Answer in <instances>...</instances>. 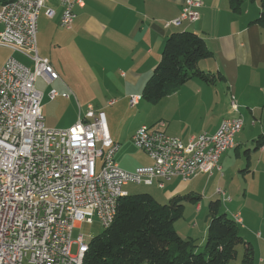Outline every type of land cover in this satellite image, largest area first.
Wrapping results in <instances>:
<instances>
[{"label": "built area", "instance_id": "1", "mask_svg": "<svg viewBox=\"0 0 264 264\" xmlns=\"http://www.w3.org/2000/svg\"><path fill=\"white\" fill-rule=\"evenodd\" d=\"M48 1L0 0V47L12 52L0 69V264H83L90 244L85 236L93 219L108 229L119 201L128 196L126 186L156 184L163 189L174 179L188 182L221 171L215 157L235 146L243 117L234 97L233 115L223 119L215 133H203L188 142L168 135L164 121L143 126L132 140L152 165L132 172L116 161L120 145L108 132L105 114L92 105L79 113L70 128L49 129L43 94L36 88L39 78L48 85L60 79L38 50L39 17ZM57 1L63 8L60 26L71 30L74 8L85 3ZM200 6L199 1L186 0L171 24L197 22L200 16L194 9ZM46 16L53 18L55 11L47 9ZM58 96L51 91L52 100ZM138 98H130L132 106ZM218 193L225 199L223 191ZM236 215L243 226L241 215ZM75 229L83 231L73 240Z\"/></svg>", "mask_w": 264, "mask_h": 264}, {"label": "crops", "instance_id": "2", "mask_svg": "<svg viewBox=\"0 0 264 264\" xmlns=\"http://www.w3.org/2000/svg\"><path fill=\"white\" fill-rule=\"evenodd\" d=\"M83 1L85 3L83 8L78 6L74 8L76 19L71 30L60 26L63 8L57 0H49L40 13L39 22L43 16L48 20V25L56 29L53 32L52 50L49 49V53L45 49L47 47L45 41H41V50L45 55L43 58L48 59L59 74L60 79L52 84L62 83L60 82L62 75L57 71L61 62L68 69H72L73 77L76 79L90 84L96 82L103 84L107 98H110L107 107L114 108L121 103H126L130 108L139 107L143 101L141 97L144 86L160 61L167 38L173 33L190 31L201 36L213 53L210 59L199 63V68L206 73L222 76L224 79L214 85L198 79L187 82L175 94L153 104L161 113L160 115L155 113L154 122H166L168 135L188 142L203 133H215L221 121L233 115L231 105L235 97L245 124L248 123L252 129L258 130L259 136H264V33L257 24L261 13L260 0H244L238 12L234 11L230 0H196L201 2V6L194 9L200 19L194 23L183 22L179 26L171 22L180 16L186 0ZM47 9L55 11L53 18L46 16ZM39 22L38 46L42 38ZM51 52L57 53L59 57L54 59ZM11 55L10 50L0 47V69ZM17 55L15 54V57ZM20 57L23 59L20 61L28 63L26 59ZM50 93L48 97L52 103L66 94L57 92L59 96L52 100ZM132 96L140 97L137 105H131ZM110 102L114 104L109 105ZM219 106L222 107L220 112ZM45 109L43 108V115L46 125L49 126L47 127L57 130L56 121L51 117L48 119L45 117ZM80 112H82L81 108H79ZM172 113L181 115V124L175 120ZM77 120L75 119L73 123L75 124ZM254 120H258V124L253 125ZM106 125L111 138L119 144L122 138L114 127L110 129L107 118ZM68 128L61 127L59 130ZM240 134L236 138V147L231 150L234 151L236 158L240 156L239 149L243 144L239 138ZM259 152L261 159L257 164L258 167L264 163V147ZM142 153L150 162L149 165H152L151 159L144 152ZM251 155L252 153L247 160L248 172L242 173L240 167L238 170L244 177L250 173L255 178L259 169L251 170ZM139 163L140 161L137 164ZM135 168L138 167L125 170L133 171ZM216 175L225 177L222 166L221 171H215L212 176L201 174L188 182L174 179L168 182L175 184L167 189V193L152 194L157 201L166 199L170 201L174 197L187 195L195 198L194 201H186L188 207L185 205L184 216L181 219H184L183 224L181 222V237L196 240L199 250L204 248L207 241L210 219L205 203L216 200L222 205V200L219 199L221 195L217 193L218 189L211 186L212 179ZM168 183L163 189L157 187L165 190ZM239 200L242 202L241 211H238L237 206L233 207L235 200L230 199L228 193H225L223 202L227 212L233 216L240 214L245 229L256 221L258 228L264 234V216L260 217L264 213V205L259 208L251 202L247 209L246 202L249 200L247 193L244 198L239 197ZM257 215L261 218V223L255 219ZM262 234H257V239L262 238ZM260 261L264 263V258L261 257Z\"/></svg>", "mask_w": 264, "mask_h": 264}, {"label": "trees", "instance_id": "3", "mask_svg": "<svg viewBox=\"0 0 264 264\" xmlns=\"http://www.w3.org/2000/svg\"><path fill=\"white\" fill-rule=\"evenodd\" d=\"M243 1L230 0L234 11H240ZM260 5L257 24L264 33V0H260ZM212 56L206 41L196 33L171 34L141 99L157 104L193 79L209 85L222 81V76L199 68L201 61ZM254 143L253 150L244 152L248 160L250 153L264 147V136L260 135ZM248 170L247 164L241 172ZM194 200L190 195L177 196L168 204H161L150 194L122 198L113 224L90 240L83 264H254L251 245L241 237V227L226 213H220V201L209 205L207 241L202 251L196 240L184 239L177 233L175 223L184 216L185 202ZM240 244L246 249L242 261L236 263L235 248Z\"/></svg>", "mask_w": 264, "mask_h": 264}, {"label": "rangeland", "instance_id": "4", "mask_svg": "<svg viewBox=\"0 0 264 264\" xmlns=\"http://www.w3.org/2000/svg\"><path fill=\"white\" fill-rule=\"evenodd\" d=\"M184 22L190 23L189 21H184ZM39 26L43 33L41 32L42 38L39 37L40 41L38 48H39L40 56L43 57L45 55L42 53L41 50L42 49L41 41L42 40L45 41L47 46L45 49L49 53V49L52 50L51 44H52L53 32L56 29H53L52 25L49 26L48 20L43 16H41L40 18ZM51 53L54 59L59 57L57 53L55 52H51ZM47 56H49V54H47ZM16 57L19 58V60H23L18 55ZM26 64L30 65V62ZM57 71L60 72L62 75V80L60 81L62 83L60 84L54 83L48 85L42 78H40L37 83V90L40 91L44 97L42 100V108H46L45 117L47 119L51 117L56 121L55 123L58 126L57 130L61 129V127L68 128L69 126H72L74 124L73 123L74 120L75 119L77 120L79 108H81L82 113L84 114L87 111V106L92 105L97 111H101L105 114L110 129H113L114 127V129L119 133V135L122 138V140L119 141L120 149L116 154V161L121 165L122 169L124 168L125 170V169H131L133 167H138V168L147 167V165H149L150 162L143 155V153L136 148V146L133 143L132 137L134 136L136 131L142 128L143 126L148 125L147 127H150L152 125H155L156 123L154 122L155 120L154 117L156 114L158 115L161 114L160 109L154 107L153 104L148 103L145 100L142 101L141 106L135 108H130L129 105L126 106V103L125 104L121 103L114 108H109L106 105L108 103V99L110 98H107L108 95L104 91V87L102 86L103 84L101 85V83L99 84L98 82L94 84H90L82 81L81 79H76L75 77H73L74 73L72 69H68V67L64 66V64L61 62ZM64 83L67 86H65ZM51 90H56L60 94L66 93L70 97L69 99L60 97L55 101V103H52L48 97ZM170 111H172V109H170ZM220 111H222V107L219 108V112ZM172 114L175 120L181 124V115H177L176 113H172ZM143 122L147 124H144ZM252 124L253 125L258 124V120H254ZM244 125L245 126H243L241 130L242 133L241 132L238 133V134L241 133L239 135V138L243 143L239 149L240 156L236 158L234 151H231L236 147V138L238 136L237 134L235 136V146L231 149H228L227 152H225L223 159L221 160V163H219V166L220 167L222 166L224 168L225 177L222 175H216L212 179L213 182H211V186L218 189L217 193L219 190H221L225 193H228V197H230V199L232 198L233 200H235L233 207L237 206L238 211L242 210L241 209L242 202L239 200V197L244 198L245 193H247V195L249 196V200L246 202L247 209L251 205V202L252 204L254 203L257 206H259V208L264 205V174H263L264 163H262L263 165H261L260 167H258L257 165L258 162H260L261 153L257 151V152H252L251 155V161H252V166L250 167L251 170L256 171L257 169H259L255 175V178H253V174L250 173H248L244 177L238 170V167H240V169L242 170L246 168L248 159L244 156V152L247 149L253 150L255 148V143H253V140H256L259 137L258 130L255 131L256 129L254 128L252 129L248 123L245 124L244 122ZM47 126L48 124L46 125V127ZM139 161L140 163L137 164ZM138 168H135L133 171H135ZM174 184L175 183H170V184L168 183L165 190L158 189L156 184L153 186L129 184L124 188V190L128 193L129 196L140 195V194L152 195L156 192L167 193V189L172 188ZM218 194L221 195L219 199L222 200L220 213L221 214L226 213L229 218L233 219L236 222L234 216L231 213L227 212V210L225 209V203L223 202L222 194L221 193ZM158 201H160V203L162 204L169 203L168 199L158 200ZM196 201L198 202V200ZM209 203L208 202L205 203L207 204L206 205L207 211H209ZM185 205L188 207V203H186ZM258 216L259 215H257L255 219L259 220V223H261L260 217L264 216V213L260 215V217ZM181 222L183 224L184 219L179 220L175 223V229L180 236H181ZM201 222L202 220H200V223ZM238 225L241 227L240 229L241 237L246 241V243H249L253 249L254 264H264L261 263L260 261L261 257L262 259L264 258V234H262L261 230L258 228L259 227L257 226L258 224H256V221H254L250 224V226H246V229L245 226L244 227L242 226V224H238ZM104 230L105 229L101 226L99 221L96 218H94L93 224L89 227L90 234L86 235L85 239L87 241H90L91 239L102 234ZM82 231L83 229H75L72 234V239L75 240L77 236L80 233H82ZM259 233L262 234V238L257 239L256 235ZM205 246L206 243L204 247ZM203 249L204 248H202L199 251H202ZM245 249L246 248L244 244H240L236 246L235 248V251L237 253L236 263H240L242 261L245 253ZM75 251L76 248H74L73 253H75Z\"/></svg>", "mask_w": 264, "mask_h": 264}, {"label": "bare ground", "instance_id": "5", "mask_svg": "<svg viewBox=\"0 0 264 264\" xmlns=\"http://www.w3.org/2000/svg\"><path fill=\"white\" fill-rule=\"evenodd\" d=\"M138 100H139V99H138ZM231 106H232V105H231ZM243 126H244V120H243L242 117H240V118H239V122H238V133L241 132ZM220 159H221V157H215V164H219V163H220ZM234 219L236 220V222H237L238 224H241L238 215H235V216H234Z\"/></svg>", "mask_w": 264, "mask_h": 264}]
</instances>
